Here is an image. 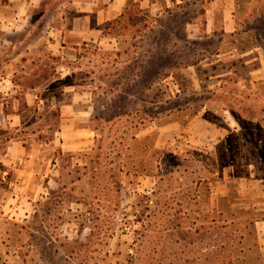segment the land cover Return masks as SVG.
I'll return each instance as SVG.
<instances>
[{"label": "rangeland", "instance_id": "rangeland-1", "mask_svg": "<svg viewBox=\"0 0 264 264\" xmlns=\"http://www.w3.org/2000/svg\"><path fill=\"white\" fill-rule=\"evenodd\" d=\"M87 1L45 0L0 39L20 113L0 144L26 141L37 174L14 264H264V0L228 21L218 0L215 27L201 0L131 1L102 38L65 36Z\"/></svg>", "mask_w": 264, "mask_h": 264}, {"label": "crops", "instance_id": "crops-1", "mask_svg": "<svg viewBox=\"0 0 264 264\" xmlns=\"http://www.w3.org/2000/svg\"><path fill=\"white\" fill-rule=\"evenodd\" d=\"M44 1L7 0L4 3L0 1V30H2L0 39L3 40L4 33L10 39L20 38L25 32L26 37H29L30 29L37 22L33 12L41 5L43 6L42 2ZM102 1L105 4H102ZM131 1L137 3L140 8L152 11L160 2V0H91L76 2V4L74 3L75 11L79 15L66 16L71 27L69 25L65 36L72 35L71 37L82 41L102 38L104 26L125 12L127 7L132 5ZM163 2L168 5L167 8L171 7L169 4H172V8H181L187 0H163ZM201 2L205 10L204 15H207L205 18L206 24L204 25L215 27L217 24L218 0H201ZM221 2L225 3V7L229 10L226 11V8L223 10L228 21L232 16L230 9L233 7L235 0H221ZM187 5L191 4L187 3ZM47 17V15H43L39 17L38 21L44 22ZM57 19L54 18L53 21L56 22ZM55 30L59 32V29H53V32ZM225 31H229L226 25ZM208 33H211V31ZM191 37L189 34V38ZM12 44L14 45L13 41ZM7 67L0 65V118L3 119L0 124H4L5 129L9 131V134H12L20 129V113L14 110L15 106L12 107L17 101L18 86L13 79L15 72L11 74L12 76L9 75L8 72L12 70V67ZM29 96V93L26 94L27 102L30 105ZM5 103L8 105L11 103V109L8 111L4 108ZM65 133L68 134V132ZM76 134L82 135V133ZM81 137L79 140L83 145ZM7 140L5 145L0 144V182L6 183L5 185L0 184V264H14L21 259V249L25 246L21 238L27 233L28 229V226L24 224L29 223L37 212L35 203L37 174L31 170L29 162L34 158L33 151L30 150L29 146L25 144L27 142L23 139L9 136ZM73 149L67 148L68 151ZM42 179L38 180L39 184H41ZM260 222H264V220L258 221V223ZM255 227L260 250L264 252V224H258Z\"/></svg>", "mask_w": 264, "mask_h": 264}, {"label": "trees", "instance_id": "trees-1", "mask_svg": "<svg viewBox=\"0 0 264 264\" xmlns=\"http://www.w3.org/2000/svg\"><path fill=\"white\" fill-rule=\"evenodd\" d=\"M129 7H130V6H129ZM129 7H127V9L125 10V12L129 9ZM124 14H125V13H122V14H121V17L124 16ZM116 20H117V19H115L114 21H116ZM114 21H112V22H114Z\"/></svg>", "mask_w": 264, "mask_h": 264}]
</instances>
